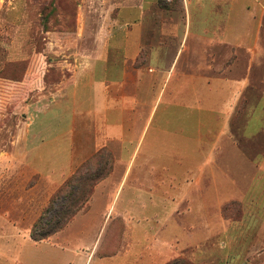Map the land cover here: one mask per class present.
Returning a JSON list of instances; mask_svg holds the SVG:
<instances>
[{
    "label": "rangeland",
    "instance_id": "374dc122",
    "mask_svg": "<svg viewBox=\"0 0 264 264\" xmlns=\"http://www.w3.org/2000/svg\"><path fill=\"white\" fill-rule=\"evenodd\" d=\"M233 1L220 0L213 28L228 23ZM239 1L230 15L237 12L241 21ZM104 4L0 0V264H101L127 253L130 243L140 244L135 254L143 258L156 249L163 264H264V0L251 4L252 37L240 31L234 46L205 44L210 84L203 151H190L188 160L176 158L170 166H118V156L104 147L69 172L75 130L70 94L48 106L41 94L95 47L92 13L99 15ZM218 61L220 74L212 69ZM219 77L236 79L235 96L224 85L213 90L215 79L208 78ZM28 130L23 149L20 139ZM83 165L94 174L100 167L111 173L63 230L33 240L31 229L52 196ZM135 208L146 213L135 214ZM135 224L144 230L140 243ZM156 232L170 244L150 245Z\"/></svg>",
    "mask_w": 264,
    "mask_h": 264
},
{
    "label": "crops",
    "instance_id": "0c3cea01",
    "mask_svg": "<svg viewBox=\"0 0 264 264\" xmlns=\"http://www.w3.org/2000/svg\"><path fill=\"white\" fill-rule=\"evenodd\" d=\"M101 1L105 4L100 6L99 15L91 12V23L97 24L95 47L84 52L82 61L68 65L71 73L67 78L41 94L44 106L62 102L65 92L70 94L68 105L74 108L75 130L69 172L104 147L118 156V166L131 162L134 166H170L176 158L188 160L190 151L198 155L204 150L206 86L210 84L205 75L209 65L205 44L234 46L240 31L252 37L253 0L239 1L245 15L241 21L237 12L230 15L238 7V0H234L226 13L228 23L217 29L211 24L219 20L215 8L220 0ZM217 64L212 69L220 74V61ZM208 79H215L213 90L224 85L229 96H235V78ZM28 134L29 130L20 139L23 149L28 145ZM87 135L90 138L83 144L82 136ZM121 151L132 154L133 160L120 159ZM203 158L200 155L199 159ZM142 211L134 209L135 214L146 213ZM134 227L133 236L139 242L144 230L141 224ZM155 235L149 237L154 241L150 245L155 241L162 247L170 244L157 232ZM138 247L140 244L130 243L127 253L120 251L101 264L164 263L163 254L158 255L156 249L147 258L136 255Z\"/></svg>",
    "mask_w": 264,
    "mask_h": 264
},
{
    "label": "trees",
    "instance_id": "16d2710c",
    "mask_svg": "<svg viewBox=\"0 0 264 264\" xmlns=\"http://www.w3.org/2000/svg\"><path fill=\"white\" fill-rule=\"evenodd\" d=\"M85 168H87L86 165L81 166L52 196L48 209L31 229L33 240H46L63 230L80 211L86 208L96 185L111 173L110 167H100L98 174H94L90 169L85 171ZM62 198L65 199V202L59 210H56L54 204ZM52 211L54 212L52 213ZM47 214H51L50 219L48 223L42 225Z\"/></svg>",
    "mask_w": 264,
    "mask_h": 264
}]
</instances>
